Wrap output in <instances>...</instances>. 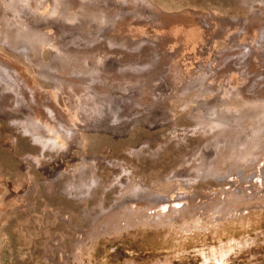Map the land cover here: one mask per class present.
<instances>
[{
  "label": "rangeland",
  "instance_id": "rangeland-1",
  "mask_svg": "<svg viewBox=\"0 0 264 264\" xmlns=\"http://www.w3.org/2000/svg\"><path fill=\"white\" fill-rule=\"evenodd\" d=\"M11 1L0 264H264V184L223 214L193 210L234 179L199 171L223 161L198 121L216 105L264 107V0ZM129 195L190 211L92 233Z\"/></svg>",
  "mask_w": 264,
  "mask_h": 264
},
{
  "label": "bare ground",
  "instance_id": "bare-ground-1",
  "mask_svg": "<svg viewBox=\"0 0 264 264\" xmlns=\"http://www.w3.org/2000/svg\"><path fill=\"white\" fill-rule=\"evenodd\" d=\"M17 2H19V0ZM21 3L23 4V2H20L19 4H21ZM57 9H58V7H57ZM24 12H25V10H24ZM55 14H56V12H55ZM13 22H15V21H13ZM0 23H2V22H0ZM2 24H0V26ZM17 25L19 26V24H17ZM4 26L7 27V25H4ZM21 26H19V27L21 28ZM8 28L7 29L5 27L3 28V26L0 27V33H2L4 29H6V31L7 30L9 31ZM15 30L17 31L16 28H15ZM15 30H14V32H15ZM12 31H9V33L8 32L4 33L3 36L1 35V38H3L6 42H9L10 44H11L10 41H13V42L15 41L14 39L13 40L10 39V37H9V35L11 36ZM18 31H19V29H18ZM19 32H22V31H19ZM13 35H12V37H15ZM23 35H25V34H23ZM21 38H22V36H21ZM23 38H25V37H23ZM19 39H20V37H19ZM16 40H17V38H16ZM22 41H23V39H22ZM25 41L27 42V39ZM16 42L17 41H15L14 43H16ZM26 42H24V43H26ZM30 43L31 42H29V44ZM3 44L5 45V43H3ZM10 44H9V47L11 46ZM31 44L27 45V46H31ZM1 45H2V43H1ZM16 45H17V43H16ZM7 46H5V47H7ZM23 47H24V45H23ZM26 48H25V50H28ZM22 50H23V48H22ZM28 55H29V53H28ZM26 56H27V54H26ZM205 103H207V102H205ZM224 105H226V104H224ZM216 106H215V108H219V106L218 107H216ZM229 107L230 106H228V107L226 106V109H222V107L220 109H215L214 107H213L214 109L209 108V110H211V111H208L209 113L207 114L205 119L198 121L202 125L201 128L204 129L205 132H210L213 136L212 137L213 141H212L211 148H210L209 154H208L209 156H212V157H209V158L218 157V158L222 159V161H223V164H222L223 166H221V167L219 166L220 168L219 167L216 168V166H218V165H216L215 168L211 167L209 165L207 166V168L206 167L204 168L200 164L201 168L199 171H202V173L204 175L215 174V175H217L218 178H220L223 175H224V177L227 176L228 174L226 172L228 171V172H230V174H232L231 176L234 178L230 182V184H232V185L230 188H226L222 191L216 190L212 193L211 192L207 193V195H206V193H204L205 194V196L203 195L205 198L204 201L203 202L201 201V203H198V204L193 203V210L203 209V211H205V212L208 211V212H212V213H216V214H219V213L223 214V212H225V211L233 210L238 205V203L241 202L242 200H244L245 198H248L251 196L254 197V194L261 190V187H259V185L263 186V184H264V161L262 162L260 160L261 156L264 154V107H254V108L252 107L251 109L250 108L246 109V110L243 109L240 111H238V109H237V111H234L235 108H233L234 109L233 110V109H230L232 107H230V108ZM238 108H240V106ZM204 111H205V109H204ZM37 134H36V137H37ZM205 135H206V133H205ZM44 137H45V135H44ZM46 137H47V135H46ZM219 137H220V139H219ZM259 160L261 161V163H259ZM202 163H203V161H202ZM235 164L237 166H239V167H237L238 170H236V169L233 170V168H234L233 166H236ZM224 166L228 167L227 169H230V170H224L223 169ZM198 167H200V166H198ZM196 172H198L197 169H196ZM228 177L229 176H227V178ZM217 181L218 180H216V182ZM218 183H221V182H218ZM198 193H200V192H198ZM182 194H184V193H182ZM258 194H257V196H258ZM135 199L140 200L137 204H136V202H134L135 207L128 205L132 200H135ZM182 199H185V198L169 197V200H166L165 196L156 195L154 198L145 197L143 199L141 197L135 198L134 196L129 195V196L123 198L121 201H119L118 204L116 203L117 205L115 204L116 210L113 211V209H108V211L105 212V214H103L104 212H103V210H101V215L103 214L104 219L102 218L103 217L102 216L101 217L102 219L100 220V222H98L96 220V222H98V225L96 223L94 225V228H92L91 231H92V233H97L100 231H102V232L103 231H112L115 229H120L122 227H126V226L128 227L129 225H133V223L135 224L137 221H142V219H144L148 223H152L153 221H161L162 218H165V216L170 217V218H172L174 215L179 216V214H181V212L185 213L186 211H190V209L188 207H186L184 204H182V202H181ZM189 203H190V201H189ZM190 206H192V204ZM161 207L163 209H159ZM152 209H154V210H152ZM191 209H192V207H191ZM149 210H152L153 212L151 211L152 212L151 214L147 213L146 215H144V213H145L144 211L148 212ZM79 243H80V241L76 240L75 244H79Z\"/></svg>",
  "mask_w": 264,
  "mask_h": 264
}]
</instances>
